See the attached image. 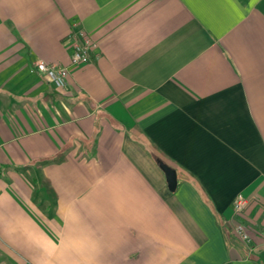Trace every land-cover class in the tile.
Here are the masks:
<instances>
[{
    "label": "crops",
    "instance_id": "crops-1",
    "mask_svg": "<svg viewBox=\"0 0 264 264\" xmlns=\"http://www.w3.org/2000/svg\"><path fill=\"white\" fill-rule=\"evenodd\" d=\"M0 264H264V0H0Z\"/></svg>",
    "mask_w": 264,
    "mask_h": 264
},
{
    "label": "built area",
    "instance_id": "built-area-1",
    "mask_svg": "<svg viewBox=\"0 0 264 264\" xmlns=\"http://www.w3.org/2000/svg\"><path fill=\"white\" fill-rule=\"evenodd\" d=\"M72 65L87 63L91 59L92 53L97 47L94 40L86 32L79 30L72 34ZM37 71L47 76L57 87H64L70 74V68L44 62L37 63ZM249 204L248 198L243 195H237L232 202L235 214H240ZM234 233L236 237L244 244L252 246V238L248 227L241 221L234 224Z\"/></svg>",
    "mask_w": 264,
    "mask_h": 264
},
{
    "label": "water",
    "instance_id": "water-1",
    "mask_svg": "<svg viewBox=\"0 0 264 264\" xmlns=\"http://www.w3.org/2000/svg\"><path fill=\"white\" fill-rule=\"evenodd\" d=\"M161 169L164 171L170 190H174L178 183L177 172L175 169L165 163L160 164Z\"/></svg>",
    "mask_w": 264,
    "mask_h": 264
}]
</instances>
